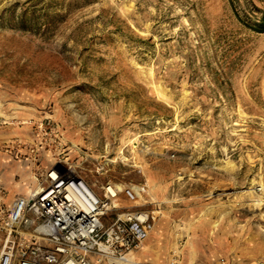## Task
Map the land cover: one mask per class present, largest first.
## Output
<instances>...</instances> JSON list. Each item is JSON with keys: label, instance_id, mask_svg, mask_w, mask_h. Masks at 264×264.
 I'll list each match as a JSON object with an SVG mask.
<instances>
[{"label": "rangeland", "instance_id": "rangeland-1", "mask_svg": "<svg viewBox=\"0 0 264 264\" xmlns=\"http://www.w3.org/2000/svg\"><path fill=\"white\" fill-rule=\"evenodd\" d=\"M262 19L264 0H0V206L53 166L99 196L141 184L111 214L152 216L135 264H264Z\"/></svg>", "mask_w": 264, "mask_h": 264}, {"label": "built area", "instance_id": "built-area-1", "mask_svg": "<svg viewBox=\"0 0 264 264\" xmlns=\"http://www.w3.org/2000/svg\"><path fill=\"white\" fill-rule=\"evenodd\" d=\"M120 192L133 201L145 190L107 184L99 196L82 177L53 166L32 192L0 206V264H135L129 254L149 236L153 220L143 209L111 217Z\"/></svg>", "mask_w": 264, "mask_h": 264}, {"label": "trees", "instance_id": "trees-1", "mask_svg": "<svg viewBox=\"0 0 264 264\" xmlns=\"http://www.w3.org/2000/svg\"><path fill=\"white\" fill-rule=\"evenodd\" d=\"M256 29H258L259 31H264V19H262L261 21L257 22Z\"/></svg>", "mask_w": 264, "mask_h": 264}, {"label": "bare ground", "instance_id": "bare-ground-1", "mask_svg": "<svg viewBox=\"0 0 264 264\" xmlns=\"http://www.w3.org/2000/svg\"><path fill=\"white\" fill-rule=\"evenodd\" d=\"M262 188H264V187H262ZM110 190L112 191V188H110ZM250 196H251L255 201H259V198H256L257 196H256V197H253V194H251ZM260 201H261V200H260Z\"/></svg>", "mask_w": 264, "mask_h": 264}, {"label": "crops", "instance_id": "crops-1", "mask_svg": "<svg viewBox=\"0 0 264 264\" xmlns=\"http://www.w3.org/2000/svg\"><path fill=\"white\" fill-rule=\"evenodd\" d=\"M1 240H2V232L0 231V243H1Z\"/></svg>", "mask_w": 264, "mask_h": 264}]
</instances>
